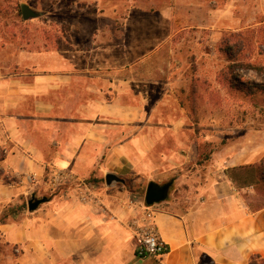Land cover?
<instances>
[{"label": "crops", "instance_id": "0c3cea01", "mask_svg": "<svg viewBox=\"0 0 264 264\" xmlns=\"http://www.w3.org/2000/svg\"><path fill=\"white\" fill-rule=\"evenodd\" d=\"M170 1L173 4L156 15L158 26L144 37L166 34L149 51H137L131 43L136 29L129 16L123 19L127 44L98 42L102 35H114L99 25L95 47L33 55L31 81H0V214L3 203L27 204L31 196L45 200L33 212L27 206L13 217L5 216L0 243L7 252L16 251L15 256L5 255L8 264H249L256 257L264 261V208L250 210L241 193L254 194L253 189L236 190L225 174L227 168L220 180L199 188L183 206L170 199L177 180L166 183L169 197L144 207L153 212L158 235L169 251L162 259L136 256L132 222L142 208L124 190L121 176L154 181L180 162L165 154L159 155L158 163L153 160L155 151L167 149L157 138L169 128L152 125L140 114L139 105L131 104V80H121L118 73L146 67L144 61L171 37L176 23L181 22L183 30L219 24L217 11L208 10L205 0L182 5L189 15L177 22L175 6L182 0ZM256 9L263 19L258 25L264 24V0ZM96 19L97 24L117 22L105 14ZM219 25L226 29L225 20ZM136 54L143 57L131 61ZM141 118L136 134L131 127ZM98 169L97 185H79L95 177ZM108 174L123 182L107 185Z\"/></svg>", "mask_w": 264, "mask_h": 264}, {"label": "rangeland", "instance_id": "374dc122", "mask_svg": "<svg viewBox=\"0 0 264 264\" xmlns=\"http://www.w3.org/2000/svg\"><path fill=\"white\" fill-rule=\"evenodd\" d=\"M205 1L208 10L217 11V23L225 20L226 29L217 24L212 29L183 30L181 22L176 23L171 37L144 61L146 67L118 73L121 80H131L135 92L131 104L139 105L140 114L148 116L152 125L162 123L169 128L163 135L165 142L157 138L167 149L155 151L153 160L158 163L159 155L165 154L168 160L180 162L154 181L122 174L126 181L124 190L140 209L147 206L144 196L151 182L161 186L177 180L170 199L183 206L199 188L220 180L223 169L258 163L264 151V95L256 92L247 95L242 89L264 87V74L242 69L223 54L228 50L235 52V43L241 41V50L232 55L235 60L264 67V25H258L263 19L256 9L259 0ZM196 2L203 4L204 0H182L175 6L177 22L180 16L185 19L189 15L181 6ZM22 4L37 12L38 17L24 21ZM172 4L170 0H0V81L9 78L31 81L34 77L29 58L33 55L54 51L69 54L95 47L93 40L99 25L114 35L112 38L102 35L98 42L127 44L130 39L125 38L123 19L129 16L136 29V38L131 43H136L137 51H149L147 48L161 43L166 34H153L151 40L144 37L158 26V11ZM102 14L114 16L116 25L106 20L97 24L96 16ZM226 40L229 47L222 51ZM132 57L135 58L131 61L137 60L143 54ZM143 121L141 118L131 130L137 134ZM173 127L178 133L170 131ZM100 172L96 170L95 177L79 185L86 188L97 185ZM101 182L103 185L104 180ZM241 194L252 210L264 205V199L256 193ZM20 201L3 203L0 220L6 221L7 214L13 217L18 210H26V202ZM6 254L15 256L16 251L12 248L7 252L0 243V264H8ZM256 264L264 261L258 259Z\"/></svg>", "mask_w": 264, "mask_h": 264}, {"label": "trees", "instance_id": "16d2710c", "mask_svg": "<svg viewBox=\"0 0 264 264\" xmlns=\"http://www.w3.org/2000/svg\"><path fill=\"white\" fill-rule=\"evenodd\" d=\"M235 37L239 36L236 35ZM229 43L230 42L227 40L223 42V48L221 45V50L223 51L227 49L229 47ZM234 46L237 48L235 52H233L234 50H228L227 52L223 53L226 60L231 63L233 61L238 65V67L242 69L253 70L264 74L263 66H253L252 64L235 60L232 55L236 52L238 53L241 50L243 44L241 41H237ZM242 89L247 95H253L255 92L264 95V87L260 85L243 87ZM225 174L236 190L251 188L253 189L254 193L260 195L264 199V155L261 157L258 163L230 167L225 170ZM262 208H264V205L254 210H260ZM250 210L252 209L250 208ZM4 223L5 219L0 220V225ZM258 259L259 258L257 257L252 258L249 264H256V260Z\"/></svg>", "mask_w": 264, "mask_h": 264}, {"label": "built area", "instance_id": "2783aa9c", "mask_svg": "<svg viewBox=\"0 0 264 264\" xmlns=\"http://www.w3.org/2000/svg\"><path fill=\"white\" fill-rule=\"evenodd\" d=\"M132 227L136 238V256L139 259H162L169 249L159 237L154 223L153 212L148 207L140 210L139 215L133 219Z\"/></svg>", "mask_w": 264, "mask_h": 264}, {"label": "water", "instance_id": "95a60500", "mask_svg": "<svg viewBox=\"0 0 264 264\" xmlns=\"http://www.w3.org/2000/svg\"><path fill=\"white\" fill-rule=\"evenodd\" d=\"M21 16L24 21L35 19L38 17L37 12L33 11L28 5L22 4L20 6ZM105 182L107 185H111L112 183H122L123 181L113 174H108L105 176ZM169 192V185H157L155 183H150L147 186L144 200L146 205L151 206L154 204L161 203L166 200ZM45 202L44 199H36L35 196H31L29 201L27 202L28 210L33 212L37 210V208Z\"/></svg>", "mask_w": 264, "mask_h": 264}]
</instances>
